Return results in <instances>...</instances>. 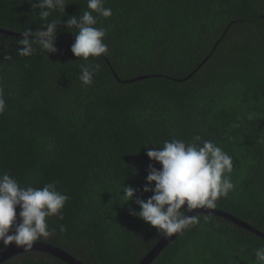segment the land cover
<instances>
[{
    "label": "trees",
    "instance_id": "1",
    "mask_svg": "<svg viewBox=\"0 0 264 264\" xmlns=\"http://www.w3.org/2000/svg\"><path fill=\"white\" fill-rule=\"evenodd\" d=\"M66 2L49 17L61 19L56 52L22 57L21 37L0 34V175L21 187L55 183L70 197L38 242L84 264H142L164 237L130 214L139 206L124 204L120 185L146 201L149 165L162 167L148 148L196 136L233 161L235 187L211 209L264 235V0H105L112 16L93 15L108 53L87 61L71 52L65 27L87 0ZM42 23L27 0H0V29L21 35ZM96 64L83 85L81 65ZM194 217L150 264H254L264 238L222 216ZM4 264L67 263L25 252Z\"/></svg>",
    "mask_w": 264,
    "mask_h": 264
},
{
    "label": "clouds",
    "instance_id": "2",
    "mask_svg": "<svg viewBox=\"0 0 264 264\" xmlns=\"http://www.w3.org/2000/svg\"><path fill=\"white\" fill-rule=\"evenodd\" d=\"M27 2L43 23L35 31L28 28L19 32V55L31 56L37 47L46 51L47 55L56 52L55 39L61 19L49 21V17L55 11L65 12L66 0ZM87 9L79 17L68 18L65 25L68 31L74 29L69 32L76 37L71 52L85 61L89 57L99 58L108 53V46L104 43L106 31L95 27L97 18L93 13L105 19L113 14L111 8L105 7V0H87ZM99 67L98 64L81 65L79 79L83 85L93 83ZM5 109L3 89L0 88V115ZM199 141L201 137L196 136L193 142L165 141L158 150L145 147L150 160L162 165L160 170L149 165L143 192L153 194L146 201L136 196L137 190L133 187L120 185L118 194L126 201L124 204L134 201L139 206V211L130 208V214L148 223L163 237L182 234L196 222L189 213L216 207L217 199L226 197L235 187L230 178L232 157L212 141L197 143ZM69 198L57 190L55 183L45 184L42 188L21 187L9 174L0 175V242L5 247L15 244L22 246L24 251L32 249L35 242L51 235L48 220L52 217L62 219V209ZM17 207L20 209L19 223ZM254 264H264V247L255 250Z\"/></svg>",
    "mask_w": 264,
    "mask_h": 264
},
{
    "label": "water",
    "instance_id": "3",
    "mask_svg": "<svg viewBox=\"0 0 264 264\" xmlns=\"http://www.w3.org/2000/svg\"><path fill=\"white\" fill-rule=\"evenodd\" d=\"M0 34L8 35V36H20L21 37V35H17L15 33L8 32V31L3 30V29H0ZM29 38L30 39H34V37H29ZM73 39H75V38H73ZM215 49H216V47L214 48V50ZM101 56H103V54ZM207 60L208 59H206L199 68H201L207 62ZM106 61L110 65L109 61L108 60H106ZM196 72L197 71H195L191 76H193ZM139 80H142V78L139 79ZM203 213L212 214V215H216V216H222V217H225L227 219H230L233 222H235L236 224H239L241 227L246 228V229L254 232L255 234H257L258 236L264 238V235L260 234L257 230L253 229L248 224H245V223L241 222V220L237 219L236 217H234L232 215L221 213V212H219L217 210H213V209H209V208H202V209H197V210H195L192 213H189V215L190 216H195L197 214H203ZM179 235L180 234H174L171 237H164L154 247L152 252L142 262V264H150L161 253V251L165 247H167ZM25 252H41V253L49 254V255H52V256H54L56 258H59L60 260H63L67 264H84L83 262L77 260L76 258L72 257L71 255H69L68 253L64 252L61 249H59V248H57L55 246H52L50 244L40 243V242H35L34 245H33V248L28 250V251H24V248L22 246H16L15 244L10 245L7 249H5V250L0 252V264H4L9 259H11V258H13V257H15L17 255L23 254Z\"/></svg>",
    "mask_w": 264,
    "mask_h": 264
},
{
    "label": "rangeland",
    "instance_id": "4",
    "mask_svg": "<svg viewBox=\"0 0 264 264\" xmlns=\"http://www.w3.org/2000/svg\"><path fill=\"white\" fill-rule=\"evenodd\" d=\"M11 234V233H10Z\"/></svg>",
    "mask_w": 264,
    "mask_h": 264
}]
</instances>
